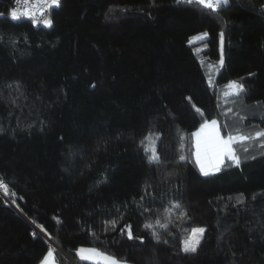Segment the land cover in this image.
<instances>
[{"label": "trees", "instance_id": "obj_1", "mask_svg": "<svg viewBox=\"0 0 264 264\" xmlns=\"http://www.w3.org/2000/svg\"><path fill=\"white\" fill-rule=\"evenodd\" d=\"M262 3L229 0L212 13L176 0H61L51 27L0 17V264H39L50 247L56 264H92L81 246L130 264H264V150L236 145L241 166L205 177L191 136L205 118L228 124L224 134L264 128ZM233 80L246 91L224 123L230 102L221 111L216 93ZM244 110L259 114L239 121ZM153 144L160 164L147 161ZM176 201L183 219L169 211ZM195 227L206 228L201 245L184 254Z\"/></svg>", "mask_w": 264, "mask_h": 264}, {"label": "snow or ice", "instance_id": "obj_2", "mask_svg": "<svg viewBox=\"0 0 264 264\" xmlns=\"http://www.w3.org/2000/svg\"><path fill=\"white\" fill-rule=\"evenodd\" d=\"M178 4L185 3L188 5L195 4L197 6L202 7L205 10H208L212 13L218 12L224 5L229 3V0H176ZM23 3L25 5L23 10H18L15 5ZM61 6V0H13V6L10 7L7 13H0V17L7 15L13 21H19L22 18H27L31 21L33 26L43 24L45 27L52 26V19L50 18V10L52 8H59ZM260 11L264 14V3L260 5ZM224 32L221 31L219 33L220 37V64L223 65L224 54H223V46H224ZM208 33L203 32L193 37L192 40H189V43H192L193 40H204L207 38ZM3 37L0 36V40ZM212 82L209 80V86H211ZM95 87V84L92 85ZM227 90L224 92V97L226 99H230V102L235 103L236 99L240 98L243 93H245L246 89L244 84L239 81H230L226 86ZM195 111L200 114L201 117H204V113L200 108L195 107ZM233 109L229 108L227 110L228 113H233ZM238 116L239 121H244L245 117L239 115L238 113H234ZM227 115V113H225ZM229 128L228 124H220L217 119H204L200 124L199 128H197L194 132H192V140L194 151L192 152V160L194 162L195 167L198 169L199 173L202 176L208 177L220 173L222 169L226 166H234L239 168L242 163V157L240 151L248 154L250 149L255 147L257 149L264 150V128H260L256 130L254 133L252 132H242L239 128H236L235 133L232 131H228L227 134H224L223 130H227ZM3 129L0 128V132ZM151 135V133H149ZM149 136H145L141 141V146L148 140ZM161 137L159 135L156 136V140L158 141ZM181 141L184 140V137H180ZM236 145H241V150H238ZM181 150H183V145H181ZM145 154L147 157V161L149 164H160L162 163V159L157 151V146L153 144L150 152L147 148H145ZM264 155V152L260 153ZM255 156L245 155L244 159H255ZM180 161H187L188 157L185 155L179 156ZM147 185L145 186L144 195H141L140 202H138V207H143V213L150 212L151 210L148 207H144V202L146 197L150 194L147 192ZM0 189H4L5 192L8 190L7 184L0 179ZM231 199V197L229 198ZM255 199V196H253ZM244 202L243 194L237 197L236 203L242 204ZM119 211V210H117ZM169 211H175L180 219L185 218L188 215L187 209L179 202L171 203ZM35 223V221H33ZM113 229L116 226V221L113 220L110 222ZM36 227L40 229L41 232H44L45 235H48L45 228L36 224ZM145 229L152 230L153 225L146 223L144 225ZM161 228H167V225L161 224ZM127 235L129 239H134L130 226H126ZM123 234L125 229H120ZM206 232V228L204 227H195L191 229V233L187 236V238L183 239L179 245V251L184 254H196L203 240L204 234ZM33 237L37 235L36 232L32 233ZM153 239L159 243L160 235L156 231H152ZM141 242H143L141 240ZM164 243H168V241H164ZM76 255L81 261H90L92 264H126V261L118 259L115 255L107 254L97 248H78L76 250ZM39 264H55V256L54 250L50 247L46 254L43 255Z\"/></svg>", "mask_w": 264, "mask_h": 264}, {"label": "rangeland", "instance_id": "obj_3", "mask_svg": "<svg viewBox=\"0 0 264 264\" xmlns=\"http://www.w3.org/2000/svg\"><path fill=\"white\" fill-rule=\"evenodd\" d=\"M219 52H220V56H221V51H220V42H219ZM218 63L220 64V58H219V60H218ZM208 74V81L209 80H211V81H213V79H214V77H215V69H214V71L213 72H210V73H207ZM227 90V88L225 87V88H221L219 91H217V93H216V97H217V99H218V102H219V108L221 109V111H223V108L224 107H226L227 106V102H225V101H229L230 102V99H226L225 97H224V92ZM241 98V97H240ZM240 98H238V99H236V102L235 103H232V102H230V106L226 109V110H228L229 108H232L233 110L234 109H236V110H239V109H241L242 108V101H241V99ZM241 114H242V116L243 115H257V114H259L256 110H253V111H248V110H244V111H241L240 112ZM230 115H231V113H228L227 112V115H225L224 114V118H223V122L225 123V122H227L228 123V120H229V118H230ZM198 128H199V126H198ZM195 131V130H194ZM193 131V132H194Z\"/></svg>", "mask_w": 264, "mask_h": 264}, {"label": "built area", "instance_id": "obj_4", "mask_svg": "<svg viewBox=\"0 0 264 264\" xmlns=\"http://www.w3.org/2000/svg\"><path fill=\"white\" fill-rule=\"evenodd\" d=\"M12 6H13V1H12V3H11V6H10V7H12ZM15 7H16L18 10H23L24 7H25V5H24L23 3H20V4H16Z\"/></svg>", "mask_w": 264, "mask_h": 264}, {"label": "crops", "instance_id": "obj_5", "mask_svg": "<svg viewBox=\"0 0 264 264\" xmlns=\"http://www.w3.org/2000/svg\"><path fill=\"white\" fill-rule=\"evenodd\" d=\"M81 247H84V248H93V247H88V246H81ZM81 247H79V248H81ZM54 256H55V254H54ZM88 262H90V261H88ZM55 264H56V260H55ZM126 264H130V263L126 262Z\"/></svg>", "mask_w": 264, "mask_h": 264}, {"label": "bare ground", "instance_id": "obj_6", "mask_svg": "<svg viewBox=\"0 0 264 264\" xmlns=\"http://www.w3.org/2000/svg\"><path fill=\"white\" fill-rule=\"evenodd\" d=\"M13 1V0H12ZM12 3V2H11ZM11 6V5H10Z\"/></svg>", "mask_w": 264, "mask_h": 264}]
</instances>
